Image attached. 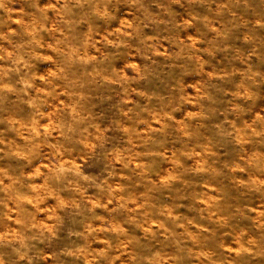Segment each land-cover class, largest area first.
Here are the masks:
<instances>
[{
  "label": "clouds",
  "instance_id": "clouds-1",
  "mask_svg": "<svg viewBox=\"0 0 264 264\" xmlns=\"http://www.w3.org/2000/svg\"><path fill=\"white\" fill-rule=\"evenodd\" d=\"M0 264H264V0H0Z\"/></svg>",
  "mask_w": 264,
  "mask_h": 264
}]
</instances>
